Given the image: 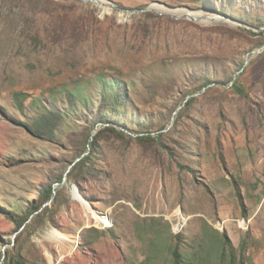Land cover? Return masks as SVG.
I'll return each instance as SVG.
<instances>
[{
  "label": "rangeland",
  "instance_id": "374dc122",
  "mask_svg": "<svg viewBox=\"0 0 264 264\" xmlns=\"http://www.w3.org/2000/svg\"><path fill=\"white\" fill-rule=\"evenodd\" d=\"M18 259L264 264V0H0Z\"/></svg>",
  "mask_w": 264,
  "mask_h": 264
},
{
  "label": "trees",
  "instance_id": "16d2710c",
  "mask_svg": "<svg viewBox=\"0 0 264 264\" xmlns=\"http://www.w3.org/2000/svg\"><path fill=\"white\" fill-rule=\"evenodd\" d=\"M234 86H235V88H236V90L238 91V92H241V93H244V91H243V89L240 87V86H237V85H235V83H234ZM105 123H110L111 121H110V119L109 118H105L104 120H103ZM85 161H86V158L83 156L82 158H80L77 162H81V163H85ZM76 162V161H75ZM76 162V163H77ZM55 191V187H47L46 189H45V193H46V195H50L52 192H54ZM12 219H14V216L13 215H9ZM11 264H23V262H22V260L21 259H18L17 261H14L13 263H11Z\"/></svg>",
  "mask_w": 264,
  "mask_h": 264
},
{
  "label": "bare ground",
  "instance_id": "6f19581e",
  "mask_svg": "<svg viewBox=\"0 0 264 264\" xmlns=\"http://www.w3.org/2000/svg\"><path fill=\"white\" fill-rule=\"evenodd\" d=\"M163 8V7H162ZM186 10V9H185ZM183 9H176V10H173V12H176V13H179V14H182L183 11H185ZM162 11V10H161ZM185 13V12H184ZM187 14H190V15H194L196 16L197 18H201L202 21H209L211 19H219V17L215 14H209V15H206V14H203V12H186ZM204 15V16H203ZM65 237V236H63Z\"/></svg>",
  "mask_w": 264,
  "mask_h": 264
},
{
  "label": "water",
  "instance_id": "95a60500",
  "mask_svg": "<svg viewBox=\"0 0 264 264\" xmlns=\"http://www.w3.org/2000/svg\"><path fill=\"white\" fill-rule=\"evenodd\" d=\"M186 16H188V17H191V18H193V19H196L197 17L196 16H194V15H190V14H186ZM75 163V162H74ZM73 163V164H74ZM65 179V178H64ZM54 192H56V191H54Z\"/></svg>",
  "mask_w": 264,
  "mask_h": 264
}]
</instances>
